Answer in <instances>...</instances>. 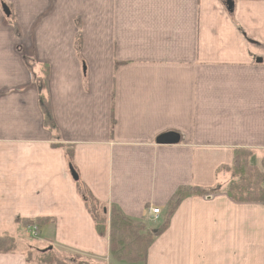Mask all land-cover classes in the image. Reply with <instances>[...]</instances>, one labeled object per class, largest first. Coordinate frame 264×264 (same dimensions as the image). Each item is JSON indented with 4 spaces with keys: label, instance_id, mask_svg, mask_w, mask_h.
<instances>
[{
    "label": "crops",
    "instance_id": "0c3cea01",
    "mask_svg": "<svg viewBox=\"0 0 264 264\" xmlns=\"http://www.w3.org/2000/svg\"><path fill=\"white\" fill-rule=\"evenodd\" d=\"M26 60L50 69L60 141ZM237 150L262 168L264 0H0V235L36 225L65 259L121 264L88 195L157 229L179 189L220 184L180 203L142 264H264V202L225 192Z\"/></svg>",
    "mask_w": 264,
    "mask_h": 264
},
{
    "label": "trees",
    "instance_id": "16d2710c",
    "mask_svg": "<svg viewBox=\"0 0 264 264\" xmlns=\"http://www.w3.org/2000/svg\"><path fill=\"white\" fill-rule=\"evenodd\" d=\"M6 10L7 19L13 25L15 34L20 37V29L12 12L6 4H2ZM76 36L77 47L81 46L82 31L77 24ZM27 67L31 73V81L38 92L39 106L44 116L45 127L52 133L53 138L60 141V133L55 124L51 96L49 89L50 69L47 65H37L31 60H26ZM69 157L72 151L68 149ZM79 181L75 168L70 166ZM230 173V181L226 193L237 202H264V160L262 168L256 164L255 155L251 150H237L235 152L234 164L226 168ZM218 184L212 189L181 188L177 191L168 205V213L162 224L157 229H149L143 222L127 218L115 207L108 208L100 204L92 196L87 197V206L94 221L97 233L109 241L111 258L116 262L145 263L147 253L155 239L161 235L169 225L170 218L180 203L189 197L211 196L222 192ZM30 222H27L29 224ZM33 223V222H31ZM24 253L28 263L33 264H102L101 261H93L79 255L63 258L62 254L55 249H47L36 252L32 249L23 250L18 240L12 235H0V254Z\"/></svg>",
    "mask_w": 264,
    "mask_h": 264
},
{
    "label": "rangeland",
    "instance_id": "374dc122",
    "mask_svg": "<svg viewBox=\"0 0 264 264\" xmlns=\"http://www.w3.org/2000/svg\"><path fill=\"white\" fill-rule=\"evenodd\" d=\"M158 222H153L151 221L150 222V227H158L159 223L157 224ZM38 232H36L35 230H26L24 232V236H21L19 237V244H20V247L22 248H25L27 250L29 249H32L34 251H38V252H43L44 250H47V249H52V248H48V244L46 243H43L41 241L42 237L39 236L40 235V228L38 227ZM37 234H39L38 236H36ZM41 238V239H40ZM121 264H131V263H126V262H123ZM135 264V263H133ZM138 264H141V263H138Z\"/></svg>",
    "mask_w": 264,
    "mask_h": 264
},
{
    "label": "water",
    "instance_id": "95a60500",
    "mask_svg": "<svg viewBox=\"0 0 264 264\" xmlns=\"http://www.w3.org/2000/svg\"><path fill=\"white\" fill-rule=\"evenodd\" d=\"M179 140L180 138L178 135L174 133H170V134L161 136V138L158 139L157 143L160 145H170V144H177Z\"/></svg>",
    "mask_w": 264,
    "mask_h": 264
},
{
    "label": "built area",
    "instance_id": "2783aa9c",
    "mask_svg": "<svg viewBox=\"0 0 264 264\" xmlns=\"http://www.w3.org/2000/svg\"><path fill=\"white\" fill-rule=\"evenodd\" d=\"M152 214L155 216V220H157L158 219V216H159V214H160V210H158V209H153L152 210ZM38 227L36 226V225H31V226H29L28 227V229L27 230H29V231H31V230H35L36 232H38V229H37ZM39 234H37L36 236H38Z\"/></svg>",
    "mask_w": 264,
    "mask_h": 264
}]
</instances>
